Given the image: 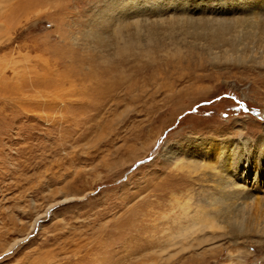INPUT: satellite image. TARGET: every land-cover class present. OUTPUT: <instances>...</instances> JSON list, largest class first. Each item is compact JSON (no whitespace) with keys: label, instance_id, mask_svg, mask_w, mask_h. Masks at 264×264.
<instances>
[{"label":"rangeland","instance_id":"obj_1","mask_svg":"<svg viewBox=\"0 0 264 264\" xmlns=\"http://www.w3.org/2000/svg\"><path fill=\"white\" fill-rule=\"evenodd\" d=\"M241 1L0 0V264H264V41L197 24Z\"/></svg>","mask_w":264,"mask_h":264},{"label":"bare ground","instance_id":"obj_2","mask_svg":"<svg viewBox=\"0 0 264 264\" xmlns=\"http://www.w3.org/2000/svg\"><path fill=\"white\" fill-rule=\"evenodd\" d=\"M246 1H247V3H250L252 5V9L256 10V15H255V17H253V18H255L256 21L255 22L251 21L250 15H248V17H246L245 14H242L244 16H239L235 22L238 23L237 24L238 26H240V27L245 26L246 28H249L251 30L245 29V28L243 30H241L239 28L241 31L235 32V34H234L233 25H232V23H234V22L231 20H226V19L225 20L216 19L212 23H210V22L202 23L201 22L200 25H199L200 22L199 23L197 22L199 29H201V31L203 33H205L210 38V41L212 44H219V43H222V44L226 43L227 44L229 42L231 43L232 39H233V41H237L240 39H248V40H261V39H263V41H264V0H242L241 6H240L241 8H238V10L239 9L244 10V8H242V7H245ZM211 14L216 15V13H211ZM197 24H194V26ZM201 25L203 26V28H200ZM234 26H236V24ZM257 35H260V36H257ZM213 47L214 46L210 45L209 51H211ZM211 53H212V55H214L213 52H211ZM241 144L243 145L244 148L246 147L245 142L241 141ZM245 149H246L245 153H247L248 149L247 148H245ZM257 152H258L257 157L259 158L257 164H258V168H260V167L264 166V148L261 147L260 150H258ZM226 163L228 166L230 165L229 161H227V160H226ZM230 163H231V167L233 169V173L231 172L230 176L233 175L234 178L236 180H238L237 182H243L244 184L247 183L248 182L247 179H244L245 171L247 172V169L240 172L242 169V166L244 164H245L244 166L247 167L246 162L244 164H242V162L239 159H233V161ZM249 171H250V169H249ZM261 171H263V169H261ZM254 172H255V174H253L254 175L253 177L256 179V181L260 180L259 176H257V175H259V172H257V171H254ZM235 175H236V177H235ZM249 177H250V175L247 176L248 180L251 178V177L250 178ZM226 182H227V180H226ZM226 187H228L227 192L230 195V199L236 200L237 194L241 195V192L238 191L239 190L238 189L239 184L238 185H224L223 188H226ZM252 197L253 196L249 195L248 193L247 194L245 193L242 196V198L248 199V200L251 199ZM242 212L240 211L239 212L240 214L239 213L237 214L240 217H235L237 215H233V216L231 215L229 217L231 224L235 228L241 227V221H239V220H241V217L243 218ZM244 212H246V211H244ZM235 213H237V212H235ZM247 215H249V214H247ZM197 221H199V219H190L191 224L192 225L194 224V226H197V224H196ZM189 230H191V229H189Z\"/></svg>","mask_w":264,"mask_h":264}]
</instances>
